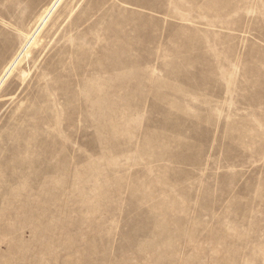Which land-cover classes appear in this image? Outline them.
<instances>
[{
  "label": "rangeland",
  "instance_id": "obj_1",
  "mask_svg": "<svg viewBox=\"0 0 264 264\" xmlns=\"http://www.w3.org/2000/svg\"><path fill=\"white\" fill-rule=\"evenodd\" d=\"M52 1L0 0V264H264V0Z\"/></svg>",
  "mask_w": 264,
  "mask_h": 264
},
{
  "label": "bare ground",
  "instance_id": "obj_2",
  "mask_svg": "<svg viewBox=\"0 0 264 264\" xmlns=\"http://www.w3.org/2000/svg\"><path fill=\"white\" fill-rule=\"evenodd\" d=\"M61 2V0H53L52 1V4H50V7L48 8V10H47V12H46V16H44L43 18H42V22L43 21H45V19L49 16V14L50 13H52L51 11H52V9H54L55 7H56V5H58L59 3ZM45 15V14H44ZM41 20V19H40ZM41 22V21H40ZM41 22V23H42ZM38 27V26H37ZM39 28V27H38ZM40 29V28H39ZM36 31H37V29H36ZM35 33L36 32H34L33 34H31L30 36H28V39H27V41H26V45H25V52H27L28 50H26V49H28L29 48V46H30V44L33 42V40L35 39ZM24 47V46H23ZM24 51V50H23ZM20 55V54H19ZM17 58H18V56L16 57V58H14V60L10 63V66L7 68V72L8 71H10L11 70V68L14 66V64H15V62H16V60H17ZM2 78V77H1Z\"/></svg>",
  "mask_w": 264,
  "mask_h": 264
}]
</instances>
